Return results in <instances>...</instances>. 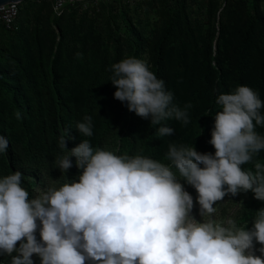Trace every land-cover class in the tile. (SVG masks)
Returning <instances> with one entry per match:
<instances>
[{
  "label": "clouds",
  "instance_id": "obj_1",
  "mask_svg": "<svg viewBox=\"0 0 264 264\" xmlns=\"http://www.w3.org/2000/svg\"><path fill=\"white\" fill-rule=\"evenodd\" d=\"M76 58L83 57L77 52ZM109 81L115 86L114 98L126 102L129 111L159 125L157 136L174 134L162 124L174 118L189 123L188 108L173 103V93L150 70L146 60L126 57L111 66ZM222 110L216 112L209 143L215 153L198 152L194 146L170 144L167 164L143 155H117L95 152L87 139L68 149L67 135L59 147L69 150L55 164L66 174L76 157L82 169L78 181L59 188L48 187L29 199L21 187L19 170L0 178V254L11 256V264H264L254 254V241L264 253V208L256 211L252 229L238 226L229 217L216 221L214 205L226 194L251 191L264 201V163L255 157L264 150L262 102L249 86L216 98ZM20 119V112L15 113ZM92 118L85 116L75 129L91 137ZM255 121V124L253 123ZM9 141L0 135V153ZM251 163L252 169L241 166ZM201 165H203L201 167ZM193 186L200 205L198 222L192 215L193 197L177 179ZM227 186V187H225ZM37 221L40 222L38 241ZM17 242L19 247L17 248ZM16 252L17 255L12 256Z\"/></svg>",
  "mask_w": 264,
  "mask_h": 264
},
{
  "label": "rangeland",
  "instance_id": "obj_2",
  "mask_svg": "<svg viewBox=\"0 0 264 264\" xmlns=\"http://www.w3.org/2000/svg\"><path fill=\"white\" fill-rule=\"evenodd\" d=\"M50 4V0H21L17 32L11 35L0 28V78L21 97H26L22 74L39 80L42 72L46 79L52 74L58 79L77 76L72 91L80 99L85 80L103 64L107 71L103 93L108 105H117L116 88L109 81L111 66L134 56L146 60L154 72L159 55L167 90L173 93V103L182 109L189 105V96L200 84L205 69L210 70L208 88L195 103L197 113L205 112L212 96L217 98L237 88L234 56L240 38L247 33L242 85L254 88L256 69L262 62L259 111L264 115V0H68L58 18L53 16ZM77 52L83 57L77 59ZM5 103L1 93L0 108ZM216 112L208 115L211 131ZM166 124L175 129L174 133L185 127L174 118ZM181 184L193 197L191 215L198 222L207 221V215H200L196 189ZM214 207L212 218L226 220L232 217L237 203L229 197ZM254 246V254L264 258L259 251L262 245L254 241ZM85 264L98 262L86 260Z\"/></svg>",
  "mask_w": 264,
  "mask_h": 264
},
{
  "label": "trees",
  "instance_id": "obj_3",
  "mask_svg": "<svg viewBox=\"0 0 264 264\" xmlns=\"http://www.w3.org/2000/svg\"><path fill=\"white\" fill-rule=\"evenodd\" d=\"M19 12L20 10L16 19ZM16 19L15 29L7 30L0 25L1 30L11 35L15 34L18 30ZM247 40L248 34L244 33L234 56V83L237 87L242 85ZM261 40L264 46V27L261 30ZM156 63L158 65L154 73L158 79L164 81L159 55L156 57ZM209 73L210 70L205 69L200 84L189 96V105H191L188 115L189 123L181 131L164 137L157 136L159 125L153 126L150 120L129 111L126 102L119 101L117 105H108L103 93L107 82V71L103 64L91 72L85 80L80 99L72 91V86L78 77L71 74L63 79H58L55 74H52L50 79H46L41 72L37 80L23 73L26 97H21L0 78V94L5 95L6 102L5 107L0 108V135H4L9 141L7 152L0 153V178L14 171H21L23 173L21 187L29 192V199L38 196L48 187L59 188L64 183L78 181L83 170L76 167V157H71L72 167L66 174H62L56 167L55 160L84 139L90 141L94 152L97 149H104L117 155H143L165 164L169 163L166 160V153L170 144L177 146L192 144L197 147L198 152L214 155L215 148L209 143L212 131L208 123V115L214 110L222 109L216 104L215 96H212L205 112L195 111L197 96L203 94L208 88ZM255 77L256 85L253 90L260 96L263 88L262 62L257 66ZM165 89L167 90L166 85ZM16 112H20V119L16 118ZM85 116L92 118L93 135L91 137H85L75 129L76 124L82 122ZM166 123L167 120L162 122V124ZM67 130L70 138L66 139V145L69 150H62L58 141L61 135H67ZM255 130L264 135V127L258 126ZM193 133L195 137L192 136ZM255 159L264 163V150H261ZM241 167L249 170L253 168V165L249 163ZM177 179L180 183L189 186L183 178L177 176ZM229 197L237 203L231 218L238 226L245 224L246 229H252L256 211L264 208V201L255 199L251 191L247 193L241 191L235 196L226 194L223 200L215 205L222 204ZM37 224L36 237L39 241L41 239L40 222L37 221ZM19 243L17 242V248ZM15 255L17 253L13 252L12 256ZM32 259L34 264H41V258L37 254H33ZM0 264H11V256L0 254Z\"/></svg>",
  "mask_w": 264,
  "mask_h": 264
},
{
  "label": "built area",
  "instance_id": "obj_4",
  "mask_svg": "<svg viewBox=\"0 0 264 264\" xmlns=\"http://www.w3.org/2000/svg\"><path fill=\"white\" fill-rule=\"evenodd\" d=\"M112 2L114 0H100ZM125 3H133L141 0H120ZM68 0H50V7L53 16H60ZM19 10V2L9 1L0 5V25L7 30L15 29V19Z\"/></svg>",
  "mask_w": 264,
  "mask_h": 264
},
{
  "label": "water",
  "instance_id": "obj_5",
  "mask_svg": "<svg viewBox=\"0 0 264 264\" xmlns=\"http://www.w3.org/2000/svg\"><path fill=\"white\" fill-rule=\"evenodd\" d=\"M9 1L20 2L21 0H0V5ZM70 1H74V0H70Z\"/></svg>",
  "mask_w": 264,
  "mask_h": 264
}]
</instances>
